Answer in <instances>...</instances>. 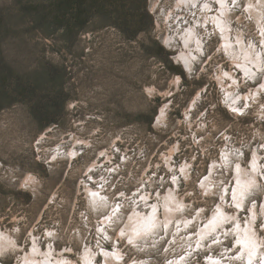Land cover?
I'll use <instances>...</instances> for the list:
<instances>
[{
	"label": "rangeland",
	"instance_id": "rangeland-1",
	"mask_svg": "<svg viewBox=\"0 0 264 264\" xmlns=\"http://www.w3.org/2000/svg\"><path fill=\"white\" fill-rule=\"evenodd\" d=\"M46 1L0 0V234L19 245L0 263L37 244L78 262L90 248L97 264L117 248L122 264H249L238 223L214 214L222 203L264 239V172L242 206L235 196L238 165L264 170V3L226 0L230 37L262 59L246 73L214 22L220 0H102L129 20L92 18L71 36L32 22L29 5ZM141 8L148 16L132 36ZM189 48L191 67L178 62ZM170 195L179 203L171 223L162 210L160 227L133 241L132 215L150 216Z\"/></svg>",
	"mask_w": 264,
	"mask_h": 264
},
{
	"label": "bare ground",
	"instance_id": "bare-ground-1",
	"mask_svg": "<svg viewBox=\"0 0 264 264\" xmlns=\"http://www.w3.org/2000/svg\"><path fill=\"white\" fill-rule=\"evenodd\" d=\"M185 1H188V0H180L179 3H181V2L184 3ZM259 2L262 5V3H264V0H260ZM220 4H221L220 13H218L216 15V17L214 16L213 19H214V22H216L218 24V26L220 25L219 28H221L223 30L222 37H223V42H224V45L226 46L227 51H229V53H232V55L234 56V58H232V59H234L235 64H237L239 67L244 69V71H246V73H250V72L255 73V70H254L255 67L251 68V66L259 67L262 59L260 57L256 56V54H255L256 51H254V49L252 48V47H254V45L252 47L250 45H248L243 40V38L241 36H236L235 39H232L230 37V34L228 32L227 27H225L223 24L224 19H225L224 14L228 9V4L226 3V0H220ZM206 6H207L206 10L210 9V7H211V5L209 3H206ZM258 6H259V4H258ZM251 7L255 11H257L258 14L257 13L256 14L259 15L257 17L260 18L261 8L257 7V4H255V2L251 5ZM190 31L192 32L193 30L191 29ZM198 38L199 37L194 39L192 36H189V38L186 39V42L187 43H190V42L193 43L196 40L197 45L199 44L198 48L200 49L201 43H200V39H198ZM237 44L240 45V48H241L240 51L238 50ZM187 45H189V44H187ZM256 53L258 54V52H256ZM193 57H195V53H194V50H192V48H189V50H185V51L182 50L178 55V62L181 61L183 64L187 65L188 67H191L193 64ZM225 72H227V71H225ZM225 75L227 76L228 73H226ZM221 77H222V75H221ZM220 78H219V80H220ZM230 78H232V76ZM223 79H225V78H223ZM233 79H235V77H233ZM226 89H228V88H226ZM229 91H230V89H229ZM231 92H233V90ZM161 113L162 114L160 115L159 118H162L165 115L164 107L162 108ZM254 157L258 158L257 155ZM255 160H257V159H255ZM258 164H259V162L258 163L254 162V164H252L253 170L250 169L251 171L249 169L243 168L242 165L237 166L238 170L240 169L241 171L239 170L238 171L239 174L237 175V181H238L239 187L236 191L235 196H236V199L238 200V204H240L241 206H242L241 201H243V198L241 196L242 193L245 192L246 190H248V187H250L252 184H254L257 181V176L259 175L261 170L264 172L263 168ZM246 175H248L249 177ZM31 176H30V178H31ZM171 195L169 197H167L166 200H164L165 202H163V203L158 202L155 205L151 206L152 207V209H151L152 213L150 216H149L150 213L149 214L148 213L143 214V215L142 214L140 215L139 213H134L131 218L129 217L130 220L125 227H126L127 232L129 230L131 231V234L129 235V237H131V239L133 241H139V239L141 237H146L147 235H149L151 233V231L153 229H155L156 227H158V228L160 227L161 222L163 223V221L161 220L163 218L160 215V214H162L161 213L162 210H163L164 215H166V216L171 215L169 217L167 216V220H164V221H166V225L168 226L171 223V220H173V217H174L172 215H173V213L175 214V212L172 210L173 209L177 210V208L175 209V207L179 204V203L177 204L175 202L176 199H174L173 196L171 197ZM165 197H166V195H165ZM98 198L93 197L95 202H98ZM168 208H170V210H167ZM217 208H218V210L216 211L217 213L215 212L214 216L216 214H219L216 216H218L220 218V213H221L222 215H224L226 217V218H224L223 222H225V221L226 222H228V221L233 222L234 221L235 223H238L237 225H239V227L241 229L240 230L238 227V229L240 231L237 230L238 231L237 234L240 236L239 237V241L241 243L240 245H241V248L243 247L244 250L246 251V254H244L245 256L243 259L244 260L247 259V263H249V264H264V241H263L264 239L261 240L260 237L258 236V234L256 233L257 230H254L252 228V224H251L252 222H249L248 230H247V232L244 233V231H242V230H244L245 227H244V225L241 224V221L238 220V217L235 214L231 215L230 213L226 212L225 205L222 203H220ZM252 212H253V214H251V215H253V217L258 215V211H256L255 209H253ZM106 218H108V217H106ZM214 218H216V217H214ZM221 219H222V217H221ZM212 221H214V220H212ZM145 222H150V223H149V225L145 226ZM223 222L217 223L215 221L213 224L210 222L212 225H209L210 223L209 224L207 223L206 226L209 225L211 228L217 229V227L219 225H221ZM245 230H246V228H245ZM144 232H146V234H143ZM144 235H146V236H144ZM204 237H206V236H204ZM143 239H145V238H143ZM35 240L36 239L34 238V241ZM18 247H19V245L14 241V239H12V237L10 235H6L5 233L0 234V252L3 249H7V250L9 249V251H10L11 249H13V248L16 249ZM34 249L35 250L33 252L31 251L32 253L26 252L24 257L22 259H20L19 263H17V264H22V262H25L24 264H28V263H31V264H97L95 257L98 255V253L96 251L90 249V248H87L84 251V254H82L83 256H82V259L80 262L73 260L71 258H68L65 255H61V254L57 255L55 252H53L52 248H50L49 250L43 251L40 249V247L37 244H35ZM36 250H37V252H36ZM39 252H40V254H39ZM102 254H103V257L105 259L104 264H114V262H116V263L121 262L120 257L122 256V252L119 248L115 249V251L113 253L109 250L103 249ZM212 260L215 261V264H224L223 260H221L222 262H220V259L218 260L214 257L212 258ZM262 260H263V263H261ZM181 261H179V262H181ZM122 263H120V264H122ZM132 263H134V262H132ZM134 264H138V263H134Z\"/></svg>",
	"mask_w": 264,
	"mask_h": 264
},
{
	"label": "trees",
	"instance_id": "trees-1",
	"mask_svg": "<svg viewBox=\"0 0 264 264\" xmlns=\"http://www.w3.org/2000/svg\"><path fill=\"white\" fill-rule=\"evenodd\" d=\"M100 1L102 0H47L44 3H32L28 8H30L29 14L32 17V22L42 25L46 35H49L50 29H61L63 35L71 36L75 28L84 27L92 18L102 19L106 23H116V25L120 23L122 25L129 20L127 13L123 10H108L98 6ZM88 2L97 5H85ZM136 13L137 24L135 21L133 22L134 25L136 24V29L132 36L143 29L140 19L148 16V12L144 8ZM9 75V73L3 74V80L7 81ZM5 83H0L2 91H5L6 87L3 86ZM14 83L16 85L19 82Z\"/></svg>",
	"mask_w": 264,
	"mask_h": 264
}]
</instances>
